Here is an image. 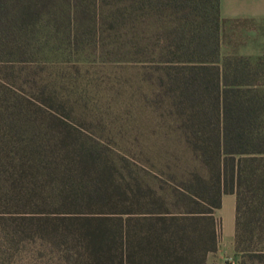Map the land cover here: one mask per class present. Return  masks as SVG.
I'll return each instance as SVG.
<instances>
[{
	"label": "trees",
	"instance_id": "trees-1",
	"mask_svg": "<svg viewBox=\"0 0 264 264\" xmlns=\"http://www.w3.org/2000/svg\"><path fill=\"white\" fill-rule=\"evenodd\" d=\"M147 2L174 24L145 68L166 123L129 145L53 114L46 63L80 1L0 0V264H209L224 194L238 263L264 264L256 67L219 57V0Z\"/></svg>",
	"mask_w": 264,
	"mask_h": 264
},
{
	"label": "rangeland",
	"instance_id": "rangeland-1",
	"mask_svg": "<svg viewBox=\"0 0 264 264\" xmlns=\"http://www.w3.org/2000/svg\"><path fill=\"white\" fill-rule=\"evenodd\" d=\"M78 1L81 12L70 25L74 38H68V22H58L64 33H55L46 63L53 114L93 138L129 145L164 138L159 128L166 123V111L148 99L145 68L159 60L154 53L164 45L172 20L161 17L147 0ZM218 39L220 58L242 57L256 67L254 90L261 99L264 129V25L224 21ZM222 198L216 218L226 236L234 200L232 206V196Z\"/></svg>",
	"mask_w": 264,
	"mask_h": 264
},
{
	"label": "crops",
	"instance_id": "crops-1",
	"mask_svg": "<svg viewBox=\"0 0 264 264\" xmlns=\"http://www.w3.org/2000/svg\"><path fill=\"white\" fill-rule=\"evenodd\" d=\"M219 14L221 19L229 21H249L264 25V0H219ZM232 196L230 204L233 206L234 200V217L229 221V229L226 236L223 235L221 218L218 215L219 235L218 248L215 253L208 256L209 264H239V256L234 249V219H235V196ZM224 198V197H223ZM221 206L216 211H220ZM215 212V217H216Z\"/></svg>",
	"mask_w": 264,
	"mask_h": 264
}]
</instances>
